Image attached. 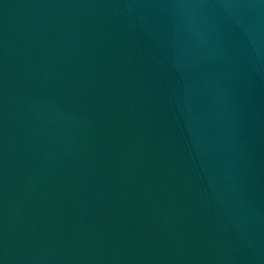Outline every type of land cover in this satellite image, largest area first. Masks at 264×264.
I'll return each mask as SVG.
<instances>
[{
    "label": "water",
    "instance_id": "95a60500",
    "mask_svg": "<svg viewBox=\"0 0 264 264\" xmlns=\"http://www.w3.org/2000/svg\"><path fill=\"white\" fill-rule=\"evenodd\" d=\"M0 264H264V0H0Z\"/></svg>",
    "mask_w": 264,
    "mask_h": 264
}]
</instances>
